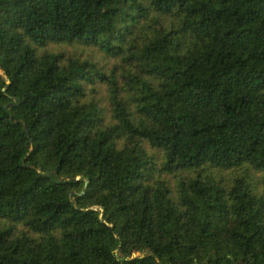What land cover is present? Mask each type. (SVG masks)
Wrapping results in <instances>:
<instances>
[{"label": "trees", "instance_id": "trees-1", "mask_svg": "<svg viewBox=\"0 0 264 264\" xmlns=\"http://www.w3.org/2000/svg\"><path fill=\"white\" fill-rule=\"evenodd\" d=\"M254 176L264 0H0V264H264Z\"/></svg>", "mask_w": 264, "mask_h": 264}, {"label": "rangeland", "instance_id": "rangeland-1", "mask_svg": "<svg viewBox=\"0 0 264 264\" xmlns=\"http://www.w3.org/2000/svg\"><path fill=\"white\" fill-rule=\"evenodd\" d=\"M63 47H64V50H65L66 53L75 52V53H78L79 55L81 54L82 56L83 55H88V56L92 55V51H91L90 48L77 47V46H65V45ZM104 61H105V58L100 60V62L103 63V64H104ZM109 63H105V65H108ZM105 65H104V69L107 68V66H105ZM87 89L89 91L90 88L88 87ZM95 90H96L97 94H100V93H102V94L106 93L107 94L106 87L102 83L96 84L95 85ZM89 93L92 94V92H90V91H89ZM41 165H43V164H41ZM41 165H39V167H41ZM167 177H168V179L170 180V182L172 184H175V177L174 176L169 175ZM254 179H256L258 181V183H259L258 184V188L264 189V183L261 180V176H254Z\"/></svg>", "mask_w": 264, "mask_h": 264}]
</instances>
